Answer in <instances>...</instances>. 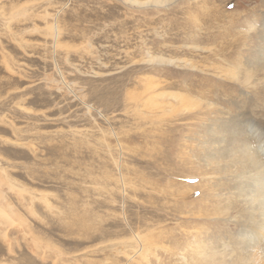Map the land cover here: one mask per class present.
Instances as JSON below:
<instances>
[{
    "label": "rangeland",
    "instance_id": "1",
    "mask_svg": "<svg viewBox=\"0 0 264 264\" xmlns=\"http://www.w3.org/2000/svg\"><path fill=\"white\" fill-rule=\"evenodd\" d=\"M263 70L264 0H0V264L236 248L219 132L264 128Z\"/></svg>",
    "mask_w": 264,
    "mask_h": 264
},
{
    "label": "bare ground",
    "instance_id": "2",
    "mask_svg": "<svg viewBox=\"0 0 264 264\" xmlns=\"http://www.w3.org/2000/svg\"><path fill=\"white\" fill-rule=\"evenodd\" d=\"M235 76L233 74L234 79ZM262 93L264 96V90ZM246 121L249 122V118L243 115L241 119L235 118L230 125L226 123L221 127L220 135H231L227 141H220L224 145H221L222 148L218 152L228 158L226 162H231L235 168L233 177L237 185L232 194L242 207L241 213L236 216L238 220L235 224L243 231L240 230L234 237L238 238L235 249L221 245L222 248L219 247L216 251L210 247L203 254L200 253V259L203 261L201 264H264V128L236 129V123L245 125Z\"/></svg>",
    "mask_w": 264,
    "mask_h": 264
}]
</instances>
